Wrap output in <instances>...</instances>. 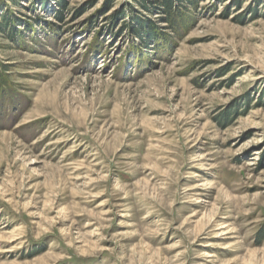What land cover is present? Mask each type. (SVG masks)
Segmentation results:
<instances>
[{
  "label": "rangeland",
  "instance_id": "374dc122",
  "mask_svg": "<svg viewBox=\"0 0 264 264\" xmlns=\"http://www.w3.org/2000/svg\"><path fill=\"white\" fill-rule=\"evenodd\" d=\"M158 2L0 0V264H264V0Z\"/></svg>",
  "mask_w": 264,
  "mask_h": 264
},
{
  "label": "trees",
  "instance_id": "16d2710c",
  "mask_svg": "<svg viewBox=\"0 0 264 264\" xmlns=\"http://www.w3.org/2000/svg\"><path fill=\"white\" fill-rule=\"evenodd\" d=\"M175 0H162V2H158V4L160 3L162 5V10L165 12V13H170L172 11V8H173V3H174ZM64 3V2H62ZM141 5L146 9L147 8V3H142L141 2ZM57 17H60V15Z\"/></svg>",
  "mask_w": 264,
  "mask_h": 264
}]
</instances>
